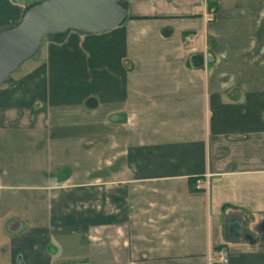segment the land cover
Returning <instances> with one entry per match:
<instances>
[{
	"label": "crops",
	"instance_id": "obj_1",
	"mask_svg": "<svg viewBox=\"0 0 264 264\" xmlns=\"http://www.w3.org/2000/svg\"><path fill=\"white\" fill-rule=\"evenodd\" d=\"M125 3L0 88V264H264V0Z\"/></svg>",
	"mask_w": 264,
	"mask_h": 264
},
{
	"label": "water",
	"instance_id": "obj_2",
	"mask_svg": "<svg viewBox=\"0 0 264 264\" xmlns=\"http://www.w3.org/2000/svg\"><path fill=\"white\" fill-rule=\"evenodd\" d=\"M125 1L36 0L29 4L15 24L0 29V88L38 58L45 43H60L71 34L103 35L123 26L129 18Z\"/></svg>",
	"mask_w": 264,
	"mask_h": 264
},
{
	"label": "rangeland",
	"instance_id": "obj_3",
	"mask_svg": "<svg viewBox=\"0 0 264 264\" xmlns=\"http://www.w3.org/2000/svg\"><path fill=\"white\" fill-rule=\"evenodd\" d=\"M208 20V21H207ZM215 20V13L207 17L206 21L207 24L212 23ZM25 200L23 195L17 196H10V197H3L0 198V220L3 223L4 220L11 218V220H26V213L21 208L23 206ZM8 209L2 208V206H8Z\"/></svg>",
	"mask_w": 264,
	"mask_h": 264
},
{
	"label": "built area",
	"instance_id": "obj_4",
	"mask_svg": "<svg viewBox=\"0 0 264 264\" xmlns=\"http://www.w3.org/2000/svg\"><path fill=\"white\" fill-rule=\"evenodd\" d=\"M214 14V12H209V15ZM210 175H207L204 180L197 179L195 182L194 188L196 190H200L202 187L207 188L210 185ZM211 261H216L219 264H229L230 263V256H229V251L227 249H220L214 258V260Z\"/></svg>",
	"mask_w": 264,
	"mask_h": 264
},
{
	"label": "trees",
	"instance_id": "obj_5",
	"mask_svg": "<svg viewBox=\"0 0 264 264\" xmlns=\"http://www.w3.org/2000/svg\"><path fill=\"white\" fill-rule=\"evenodd\" d=\"M214 9L215 11L217 10V3L214 1H209L208 2V10L211 11Z\"/></svg>",
	"mask_w": 264,
	"mask_h": 264
},
{
	"label": "flooded vegetation",
	"instance_id": "obj_6",
	"mask_svg": "<svg viewBox=\"0 0 264 264\" xmlns=\"http://www.w3.org/2000/svg\"><path fill=\"white\" fill-rule=\"evenodd\" d=\"M26 8V7H25Z\"/></svg>",
	"mask_w": 264,
	"mask_h": 264
}]
</instances>
